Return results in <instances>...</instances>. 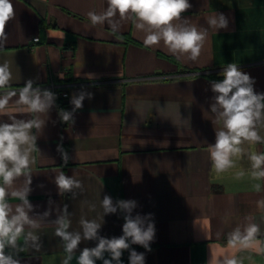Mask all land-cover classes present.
<instances>
[{
    "label": "crops",
    "instance_id": "0c3cea01",
    "mask_svg": "<svg viewBox=\"0 0 264 264\" xmlns=\"http://www.w3.org/2000/svg\"><path fill=\"white\" fill-rule=\"evenodd\" d=\"M12 3L15 17L0 48V64H9L12 79L0 95L16 91L8 107H19V89L28 80L33 88L67 95L55 96L46 113H10L18 120L42 119L44 125L32 130L38 150L31 153L35 162L29 174L6 186L13 214L22 202L11 192L29 188L26 210L36 227L25 225L17 246H6V255L19 264H63L67 253L56 221L66 215L67 230L81 235L69 261L78 264L80 253L96 247L99 238L123 235L128 213L118 206L121 200L134 201L132 218L139 215L145 228L154 227L151 251L129 241L121 264H131V251L142 253L144 264H208L212 253L227 251L229 234L249 222L259 225L258 238L264 240V208L258 207L264 179L252 178L248 159L252 152L264 153V143L242 144L245 151L233 157L235 167L220 174L212 170L208 153L221 127L211 111L216 95L211 85L219 80L209 74L222 80L224 67L236 63L255 80L254 90L264 93V0H189L192 7L180 23L186 19L208 33L195 62L172 55L162 42L146 48L144 33L131 18L115 17V32L107 22L93 26L87 13L105 11L107 0ZM219 13L228 19L226 29L207 23ZM81 94L83 106L73 111L71 99ZM61 110L72 112V120L63 122ZM0 123H11L9 115H0ZM258 131L264 137V127ZM61 171L81 186L61 192L55 183ZM240 171L245 175L237 178ZM105 196L114 213H105ZM81 220L100 225L96 239L84 238ZM29 232L38 237L35 243L25 242ZM236 255L243 264H264V255L250 250ZM104 259L111 260V254L105 252L95 264Z\"/></svg>",
    "mask_w": 264,
    "mask_h": 264
},
{
    "label": "clouds",
    "instance_id": "9594fccd",
    "mask_svg": "<svg viewBox=\"0 0 264 264\" xmlns=\"http://www.w3.org/2000/svg\"><path fill=\"white\" fill-rule=\"evenodd\" d=\"M191 7L189 0H107L105 11L101 13L89 11L87 16L93 26L104 25L107 22L113 32L117 30L115 17L118 16L120 20L131 18L136 30L144 33L143 45L146 48L159 46L162 42L172 55L178 58L186 56L188 60L195 62L201 55L208 33L207 30H199L186 19L180 23L182 14ZM14 17L12 0H0V48L7 42L6 25ZM207 23L213 29H226L228 19L224 14L219 13L209 17ZM59 75L63 78L62 73ZM220 75L223 79L213 81L211 85L212 92L216 94L211 111L216 114L215 123L221 127L215 133V143L208 147L212 170L216 174L235 167L233 157H239L244 153L245 150L241 145L245 142L249 145L264 143V137L258 131V126L264 127V93L254 90L255 80L241 71L236 63H228ZM11 79L9 64L7 62L0 64V90L5 89ZM16 95V91H8L0 95V115H9L11 120V123H0V264H19V261L13 259L11 255L5 254V248L17 246L25 225L36 227L26 210L31 208L27 199L29 188L25 186L23 189L11 192V196L22 202L15 207L13 214V209L6 199L9 195L6 186H11L16 177L29 174L30 164L35 162L34 159H30L31 153L38 150L37 137L32 134V130H40L44 125L42 119L18 120L10 113L14 111L46 113L52 107L56 96L49 90L33 88L31 80L19 89L16 101L19 107L9 108L10 99ZM84 99V94L72 97L73 111L82 108ZM59 115L65 123L72 120V112L61 110ZM57 150L62 153V159L66 164L68 157L63 147L58 145ZM248 159L251 162L252 178L264 179V153L252 152L248 155ZM244 175L243 171L236 173L237 178ZM27 183H31L30 178ZM55 183L61 192H70L73 188L81 186L78 180L66 176L63 171L56 176ZM254 189L259 192L261 184L256 183ZM117 203L120 209L128 213L124 217L123 235L112 239L99 238L96 247L85 248L80 253L78 264H95V260L101 259L105 252L111 254V260L104 259L103 264H112L113 260L121 264L122 252L130 248V243L141 245L151 251L149 243L154 236L153 225L149 223L145 228L144 220L139 215L132 218L134 201L121 200ZM102 206L105 213L116 211L112 200L107 196L104 197ZM258 207L264 208V201H259ZM246 219L251 220V217ZM56 223L58 225L56 235L65 242L64 250L67 253L63 264H69L73 251L81 241V235L67 230L69 221L66 215L60 217ZM81 224L85 239L97 238L99 224L86 220H81ZM259 234L260 227L255 223L249 222L243 230L236 227L228 236L227 251H222L220 255L212 253L208 264H243L236 255L243 250L264 255V240L258 238ZM29 239L35 243L38 237L29 232L25 242ZM144 259L142 253L131 251V264H144Z\"/></svg>",
    "mask_w": 264,
    "mask_h": 264
},
{
    "label": "built area",
    "instance_id": "2783aa9c",
    "mask_svg": "<svg viewBox=\"0 0 264 264\" xmlns=\"http://www.w3.org/2000/svg\"><path fill=\"white\" fill-rule=\"evenodd\" d=\"M37 37H35V38H33V41H37ZM67 95V93L66 92H59L57 95H56V97H57V100H58V97H65Z\"/></svg>",
    "mask_w": 264,
    "mask_h": 264
},
{
    "label": "trees",
    "instance_id": "16d2710c",
    "mask_svg": "<svg viewBox=\"0 0 264 264\" xmlns=\"http://www.w3.org/2000/svg\"><path fill=\"white\" fill-rule=\"evenodd\" d=\"M128 39H130L129 37H127ZM210 77L214 78V79H218V80H221L219 78H217L216 76L212 75V74H209Z\"/></svg>",
    "mask_w": 264,
    "mask_h": 264
}]
</instances>
